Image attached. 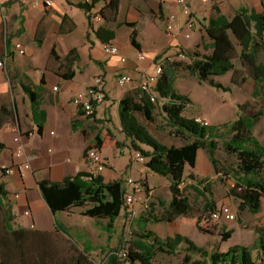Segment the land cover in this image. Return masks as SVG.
Wrapping results in <instances>:
<instances>
[{"label":"crops","instance_id":"obj_1","mask_svg":"<svg viewBox=\"0 0 264 264\" xmlns=\"http://www.w3.org/2000/svg\"><path fill=\"white\" fill-rule=\"evenodd\" d=\"M135 1L120 0L118 21L135 22L136 25L130 27L123 24L115 28V38L110 43L118 46L119 54L110 56L104 51L105 43L96 35V30L100 26H93L85 10L76 5L83 0H52L49 6L36 5L34 0H0V57L7 51L10 53L5 64L0 66V109L2 106L6 107L11 111L14 119L12 123L0 125V142L5 144L0 151V165L10 166L25 161L30 166L21 173L5 175L1 181L5 192L20 194L18 198L11 199V210L14 216L13 221L21 227L38 228L36 223L40 222V215H38L40 211L45 212L48 221L43 223L45 225L42 228L36 229L39 231H54L57 224L66 231V224L58 219V215L62 213L65 217L83 216L75 209L67 213L62 211L53 214L41 195L38 181L49 179L58 182L80 171L89 172L90 165L85 158V153L88 148L95 147L98 134L103 139L99 152L107 163V168L101 174L105 182L122 177L118 176L113 158L105 152L106 140L115 147L116 153L129 152V158L125 164L130 166L126 172L137 182L140 181L136 179V173L140 177L148 176L152 172L146 165L132 158L134 150L129 147L130 139L123 132L120 121L121 99L129 95L139 100L142 93L137 87L138 80L142 74L151 73L155 65L160 63L155 60V54L150 52L146 43L135 37L141 46L137 49L130 41L131 35L137 36L136 29L142 26L139 32L142 34L147 26L144 23V16L139 17L133 13L132 7ZM193 4L197 14L194 25L199 23L200 15L210 12L205 21L207 24V19L214 13L212 9L214 4H217L221 13L227 18H232L241 8L256 14L264 11V0H218L216 3L198 0ZM159 9L164 12L163 15L166 18L176 14L178 24L174 29L175 35L178 36L185 27H188L186 25L188 17L182 14L176 0L160 2ZM40 24L45 31L41 45L35 40ZM121 29L126 31L123 39L118 38V30ZM125 40H127L126 43ZM15 42L23 45L24 54L14 49ZM173 43L188 53V50L180 45V42H176V39ZM152 45L157 48L158 40L154 38ZM53 48L60 61L52 57ZM72 49H75L76 53L69 60H63ZM139 54H144L145 59L140 60ZM58 72H74V76L67 79L61 77ZM122 73L131 74L134 81L119 85L118 76ZM99 77L101 78L99 86L105 92L106 98L95 104L93 116H86L74 102V97L80 91L94 85ZM24 86H28L36 93L39 103L37 117L32 113L31 99L24 90ZM40 120L43 127L39 133ZM13 125H17L22 135L21 156L14 154L17 143L14 141L15 134L9 130ZM123 141L127 144L121 149L119 143ZM125 177L123 176V181ZM205 183L207 182L203 185ZM220 205L217 204L216 207L213 205V209ZM18 209L29 211L31 227L24 225L23 221L19 223ZM124 215L127 216V211ZM88 219L95 218L88 217ZM175 221L176 219L169 223ZM69 222L71 224L72 219ZM106 224L107 222L103 227H106ZM82 227L80 232L84 234L86 227ZM88 244L91 251L93 247L90 242Z\"/></svg>","mask_w":264,"mask_h":264},{"label":"trees","instance_id":"obj_2","mask_svg":"<svg viewBox=\"0 0 264 264\" xmlns=\"http://www.w3.org/2000/svg\"><path fill=\"white\" fill-rule=\"evenodd\" d=\"M101 3V4H100ZM120 0H83L76 5L85 10L89 17L92 8H99L102 16L100 27L96 30L97 37L103 43H110L115 38V28L123 24L130 27L135 22H119ZM214 13L207 19L204 25L203 47L210 50L208 53L194 52L197 58L193 61V68L201 81H208L210 84L224 88L223 84L214 80V76L222 75L228 71L236 73L234 59L237 50L231 35L241 47L240 58L247 61L252 68V75L256 82L264 80V62L256 61L258 49H264V11L262 13L248 12L241 8L232 18H227L221 13L217 4L212 6ZM252 23L253 26H252ZM254 28V30H253ZM45 37V31L39 25L35 40L41 45ZM136 36L131 35L130 41L137 49L141 46L136 41ZM76 53L72 49L63 60H69ZM52 57L60 61L55 49L52 50ZM164 67V66H163ZM61 77L72 78L74 72H58ZM236 84L235 79L232 78ZM225 89L229 90V87ZM24 90L31 99V109L35 117L39 111L36 93L28 86ZM141 98L136 100L133 96L126 95L120 101V121L123 132L130 139L131 148L139 150L146 158L145 165L151 171L166 177L170 184L171 199L167 204L164 214L159 218L152 215L153 221L171 222L179 216L186 215L191 208L189 198L184 194L181 184L186 178L187 167L195 168L197 164L198 150L204 148L208 151L210 159L217 173L218 160L216 150L218 148L216 138L230 133L229 138L223 140V147L229 154L235 155L236 167L230 175L235 181V186L228 189V195L240 200L239 208H248L251 212L257 213L261 209V199L264 197V144L253 135V125L263 114L260 110L252 115L244 116L239 114L238 119L233 122H225L218 126H202L194 118L183 115L190 103L188 96L178 93L173 87V74L170 70L163 68V74L157 84L159 97L164 101L162 110L165 112L168 123L178 135L190 136L193 139L182 145H165L159 142L139 120L138 114L149 115L155 108V102L151 101L146 93L139 89ZM97 104V103H96ZM95 114V113H94ZM11 111L2 106L0 109V125L14 121ZM42 120L38 122V132L42 130ZM103 139L100 134L96 137L95 147L100 149ZM149 146L150 150H144L140 144ZM5 144L0 142V151ZM193 177V174H189ZM0 167V180L4 177ZM145 185V184H144ZM39 190L47 206L53 214L66 211L71 212L74 208H82L81 215L92 217L98 220H106V228L113 227L115 219L121 214L125 207L126 189L122 179L105 182L102 175L92 178L89 172L80 171L73 176H66L62 181H51L41 179L38 181ZM12 194L5 192L2 181H0V210L3 212L4 227H0V249L6 256L4 264H11L13 259L10 252V243L13 241H32L36 243L41 251V260L37 263L22 259L21 264H72L67 260H54L48 262L50 235L53 231L32 230L25 227H11L14 216L11 210ZM214 202L209 205L213 209ZM152 211V209H151ZM151 211L149 215L151 216ZM149 219V218H148ZM148 219L145 218V224ZM200 230H205L201 225ZM141 225V231L136 233L129 242H122L120 248H116L108 254L107 264H154V256L158 252L174 254L179 250V245L186 244V253L183 264H264V233L258 231L257 249H259V260H255L252 249L244 245H233L227 251L208 250L205 247L196 245L187 236L176 233L173 236L160 238L154 231L146 229ZM56 230L67 232L58 224ZM45 232L49 238L48 242L39 244L35 242L34 234L31 232ZM38 234V232H36ZM232 230L222 233L223 240L230 238ZM40 235V234H39ZM87 248H90L89 246ZM125 250V255L120 256V251ZM88 250V249H87ZM198 254L199 258L194 259ZM87 258H78L74 264H86Z\"/></svg>","mask_w":264,"mask_h":264},{"label":"rangeland","instance_id":"obj_3","mask_svg":"<svg viewBox=\"0 0 264 264\" xmlns=\"http://www.w3.org/2000/svg\"><path fill=\"white\" fill-rule=\"evenodd\" d=\"M163 1L136 0L133 3L134 15L144 16V23L147 25L142 34L139 33L142 26L136 29V37L146 43L150 52L155 54V60L161 62L163 68L170 70L173 74V87L175 90L190 99L183 115L190 118L198 115L207 119L210 125L218 126L225 122L236 121L239 114L247 116L261 110L263 114L252 128L253 135L264 144V80L261 82L254 80L251 65L247 61L244 63L240 58L241 47L236 39L231 35L237 50L234 59L236 73L232 70L214 76V80L223 84L224 88H218L208 81L199 80L193 68V61L197 58L193 53H208L210 51L202 45V37L205 34L204 25L210 12L200 15L198 24H195L193 28L185 27L177 36L175 32L169 33L166 30V17L163 15L164 12L159 9V3ZM125 32L124 29L118 30V38L123 39ZM187 34L191 36L187 37ZM154 38L159 42L157 48L152 45ZM175 39L176 42H180V45L188 50L186 56L180 57L178 55L181 49L177 47L176 43H173ZM256 61L258 63L264 62L263 48L258 49ZM232 78L235 79L236 84L233 83ZM226 87L230 89L227 90ZM163 103L164 101L155 103V108L149 115L138 114L139 120L147 127L148 131L159 142L168 146L182 145L193 139L190 136L182 137L178 135L175 129L170 126L166 114L162 110ZM230 136V133H226L224 136L216 138L218 144L216 158L219 173L215 171L208 151L204 148L198 150L196 167H187L186 178L181 184V188L191 204L190 211L186 215L179 216L173 223L153 221L152 215L158 218L162 216L171 199L170 182L166 177L153 171L148 176L140 177L136 173V179L144 182L145 186H143L142 192L135 194L134 206L136 207V213L133 215L134 218L130 219L124 215L126 212L124 207L121 214L115 219L114 227L108 230L103 227L106 220L88 219L84 215L81 217H65L64 213L58 215V219L66 224L67 235L56 229L50 235V244L47 246L49 254L46 256L49 259L48 262L63 259L74 264L78 258H87L88 263L85 262L86 264H107L108 254H111L114 249L120 248L122 242H130L136 233L141 231V225L146 223L145 218L149 219L143 227L154 231L162 239L180 233L187 236L198 246L207 247L208 250L213 248L220 251H227L233 245H244L252 249L253 256L258 261L260 252L256 246L258 244V231L262 230L264 233V197L261 199L260 211L253 213L248 208L241 210L239 208L240 200L228 195V189L235 186V181L230 174L233 173L232 169L237 164L236 156L227 153L223 147V140ZM126 144V141H123L119 143V147L123 149ZM129 147H131V142H129ZM140 147L144 150L151 149L144 143H141ZM105 152L113 158L118 176H122L121 179H123V176H127L126 171L130 165L126 166L125 163L128 161L129 152L116 153L115 147L111 146L107 140ZM138 163L145 165V162L138 161ZM190 173L193 174V177H190ZM204 182H207L204 184L205 186L203 185ZM211 202H214V207L222 203L230 204L235 213V219L206 222V218L212 209V207H209ZM148 204L149 210L146 209ZM74 209L77 212L82 210V208ZM24 211V209L17 210L18 221L19 223L23 221L24 225L31 227L30 215L25 214ZM150 211L151 216L149 215ZM38 215H40V222H37L36 225L38 228H42L45 225L43 223L48 221V218L43 211H40ZM76 218L80 221L78 219L73 220ZM70 219H72L71 224ZM197 221L207 231L200 230ZM19 226L21 225L16 221L11 224L13 228ZM82 226L86 227L84 234L80 232ZM0 227H4L3 212L1 210ZM228 230H232V234L230 238L223 240L222 233ZM36 232L30 233V235L34 234L35 242L39 244L48 242L49 238L45 232ZM86 240L93 247L91 251L89 248H87L88 250L85 248L89 246L88 242H85ZM185 248L186 244L182 243L179 245V250L174 254L158 252L154 256L153 262L154 264H183V258L187 252ZM10 252L13 257L11 264H21L22 259L37 263L42 258L40 257L42 254L40 249L31 240L13 241L10 243ZM5 257L0 249V264H4ZM197 258L199 256L195 255L194 259Z\"/></svg>","mask_w":264,"mask_h":264},{"label":"built area","instance_id":"obj_4","mask_svg":"<svg viewBox=\"0 0 264 264\" xmlns=\"http://www.w3.org/2000/svg\"><path fill=\"white\" fill-rule=\"evenodd\" d=\"M28 1V0H23ZM198 0H176V3L178 7L180 8V11L183 15L188 17V20L186 22V25L190 28L194 26V20L197 17L196 11L194 9V2ZM201 1V0H199ZM212 3L218 2V0H209ZM34 3L36 5L38 4H45L47 6L52 4V0H34ZM89 19L91 24L94 26H100L102 22V16L99 12V8L95 7L92 8L89 11ZM177 22V16L176 14H171L166 18L165 21V27L167 32L174 33V29L176 28ZM187 37H189V34H187ZM104 51L107 55L113 56L119 54V48L117 45L113 43H105ZM14 49L17 50L20 54L25 53V49L23 45L20 42L14 43ZM186 52L184 50H180L178 55L180 57L186 56ZM10 56V53L7 51L0 57V66H3L7 60V58ZM140 60L145 59L144 54L138 55ZM122 60L125 61V58L122 57ZM163 74V64L157 63L155 65V68L151 73L142 74L140 79L138 80L137 87L142 90L143 93H146L151 101L158 103L162 102V99L159 97L158 91H157V84L160 79V77ZM134 81V78L129 73H122L118 76V83L119 85H125L128 83H131ZM101 83V78L96 79V83L85 90L80 91L77 93V95L74 97V102L83 110L86 116H93L95 113V104L100 103L105 100V92L101 89L99 86ZM54 89H57V87H54ZM194 120L199 123L202 126L210 125L208 120L205 118H202L201 116H195L193 117ZM10 132L14 133V141L17 143V146L14 149V154L16 156H21L23 153V144L20 141L21 133H19V129L17 125H13L9 128ZM85 158L89 162L90 169L89 174L92 178H96L99 175L102 174V172L107 168V163L102 157L101 153L99 152V149L96 147H90L87 149L85 153ZM132 158L139 162H146L147 158L139 151L134 150L132 153ZM2 169V174L5 175H14L16 172H22V170L29 168L28 162H18L12 165H0ZM124 187L126 189L125 193V208L127 211V217L130 219H133V215L136 213V207L135 205V194L138 192H142L144 183L137 182L135 178L132 175H127L123 181ZM20 196L19 193L12 194V198L16 199ZM150 208L149 204L146 205V209ZM149 210V209H148ZM25 214H29V211H25ZM222 219L225 220H234L235 219V213L232 210V207L228 203H222L220 206H218L215 210L210 211L209 215L206 218V222H218L222 221ZM125 255V250L120 251V256Z\"/></svg>","mask_w":264,"mask_h":264}]
</instances>
